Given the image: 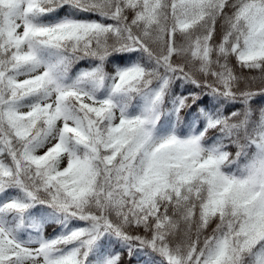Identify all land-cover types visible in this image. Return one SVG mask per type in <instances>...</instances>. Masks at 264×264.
Masks as SVG:
<instances>
[{"label": "snow or ice", "instance_id": "obj_1", "mask_svg": "<svg viewBox=\"0 0 264 264\" xmlns=\"http://www.w3.org/2000/svg\"><path fill=\"white\" fill-rule=\"evenodd\" d=\"M264 264V0H0V264Z\"/></svg>", "mask_w": 264, "mask_h": 264}, {"label": "trees", "instance_id": "obj_2", "mask_svg": "<svg viewBox=\"0 0 264 264\" xmlns=\"http://www.w3.org/2000/svg\"><path fill=\"white\" fill-rule=\"evenodd\" d=\"M131 264H137V261L135 259H133Z\"/></svg>", "mask_w": 264, "mask_h": 264}]
</instances>
